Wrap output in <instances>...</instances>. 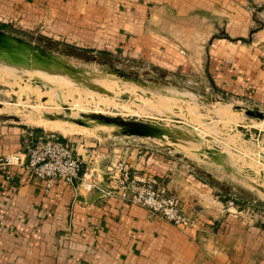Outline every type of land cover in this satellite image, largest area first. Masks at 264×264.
Here are the masks:
<instances>
[{
  "label": "crops",
  "instance_id": "0c3cea01",
  "mask_svg": "<svg viewBox=\"0 0 264 264\" xmlns=\"http://www.w3.org/2000/svg\"><path fill=\"white\" fill-rule=\"evenodd\" d=\"M0 23L64 47L196 72L211 95L264 114V0H0ZM38 131L0 119V156L22 151ZM64 138L80 170L125 159L131 175L155 176L195 224L179 228L75 180L46 187L15 165L9 179L0 171V264H264V216L234 211L164 152L120 137Z\"/></svg>",
  "mask_w": 264,
  "mask_h": 264
},
{
  "label": "rangeland",
  "instance_id": "374dc122",
  "mask_svg": "<svg viewBox=\"0 0 264 264\" xmlns=\"http://www.w3.org/2000/svg\"><path fill=\"white\" fill-rule=\"evenodd\" d=\"M0 29L50 51L78 69L76 74L79 76L74 79L72 74L54 68L49 71L34 69L32 64L24 67L0 56V119L54 131H58L57 123L73 124L78 131L62 133L64 137L72 134L90 138L120 137L137 148L147 145L153 152H164L175 162L176 168L205 182L227 206L231 200L237 210L248 215H259V210L264 209V189L255 185L264 188V120L233 108L235 101L228 102L211 95L196 72H166L134 59L124 60L118 54L64 47L59 41L41 37L39 32L15 25H0ZM115 67L129 79L117 75L113 71ZM132 79L152 89L142 87ZM87 82H94L98 87H91ZM92 114L153 119L182 129L186 136L172 141L168 137L121 134L116 125L100 123L91 117ZM73 118H80L83 123L75 122ZM172 118L181 122L174 124ZM239 124L256 128L263 134L256 137L249 131V136L244 138L237 128ZM212 146L224 152L226 163L233 169L223 167L204 151L199 153L204 147ZM245 167L253 171V177L243 173Z\"/></svg>",
  "mask_w": 264,
  "mask_h": 264
},
{
  "label": "built area",
  "instance_id": "2783aa9c",
  "mask_svg": "<svg viewBox=\"0 0 264 264\" xmlns=\"http://www.w3.org/2000/svg\"><path fill=\"white\" fill-rule=\"evenodd\" d=\"M80 162L81 157L74 144L64 138L62 133L41 129L29 138L22 151L0 156V171L5 179H9L12 166H22L33 177L42 179L46 187L57 178L68 183L75 180L76 188L80 187L86 192L99 190L101 195L114 196L143 206L149 213L179 228L195 224V218L183 210L178 198L155 176L131 175L127 162L119 159L100 168L89 166L82 170ZM104 173L106 177L102 181ZM227 203L234 211H239L231 200Z\"/></svg>",
  "mask_w": 264,
  "mask_h": 264
},
{
  "label": "water",
  "instance_id": "95a60500",
  "mask_svg": "<svg viewBox=\"0 0 264 264\" xmlns=\"http://www.w3.org/2000/svg\"><path fill=\"white\" fill-rule=\"evenodd\" d=\"M0 56L6 59V61L8 62L18 64L24 67H28V65L32 64V67L34 69H45L47 71L51 70V68L60 69L62 71L72 74V77H74V79H79L78 74H76V71H78V69L68 65L60 58H58L55 54H52L50 51H46L42 47L32 42H29L9 32H5L1 29ZM113 71L120 77H123L124 79H129L126 73L117 70L116 67L113 68ZM132 81L138 83V85H142V87L152 89L150 88V86L144 85L143 83H139L133 79ZM87 84L94 88L98 87L94 82H87ZM232 107L235 109H240V106L238 104H234L232 105ZM65 108L67 109L66 106ZM244 113L246 115L256 116L264 120V114L262 112H257L251 109H245ZM91 117L96 118L98 121H100V123H109L116 125L120 129L121 134L155 138L168 137L172 141H176L178 138L186 136V133H184L182 129L172 126L169 127L153 119H143L134 117H128L127 119H124L120 116H104L102 114H92ZM73 120L78 123H83L80 118H73ZM172 120L174 124L177 125L181 122V120L177 118H172ZM237 128L243 132L244 138H247L249 136V131H252L254 136L256 137H259L263 134L261 131L258 132V130L255 128H247L242 124L237 125ZM262 130H264V126L262 127ZM201 151H204V153H206L208 157L221 164L223 167L227 169H233L230 165L226 163L224 152L218 150V148L214 146L204 147L203 149L199 150V153H202ZM262 156L264 157V152L262 153ZM261 170L262 169H259V174L260 176H263V172ZM243 173H248L252 177L254 174L253 171L248 167L244 168ZM102 177V181H105V173ZM255 185L259 189H264L260 184ZM97 193H100V191L97 190Z\"/></svg>",
  "mask_w": 264,
  "mask_h": 264
},
{
  "label": "bare ground",
  "instance_id": "6f19581e",
  "mask_svg": "<svg viewBox=\"0 0 264 264\" xmlns=\"http://www.w3.org/2000/svg\"><path fill=\"white\" fill-rule=\"evenodd\" d=\"M176 103V102H175ZM175 107H178V106H176L175 105ZM188 119V118H187ZM44 121V120H43ZM57 123V122H56ZM55 125V124H54ZM73 124H67V123H57L56 124V129L59 131V132H61V133H63V134H66V133H70V132H72V131H74V129H78V128H76L75 126H72ZM75 125V124H74ZM77 127H79V126H77ZM80 129H81V126H80ZM82 129H84V128H82ZM78 131V130H77ZM86 133V132H85Z\"/></svg>",
  "mask_w": 264,
  "mask_h": 264
},
{
  "label": "trees",
  "instance_id": "16d2710c",
  "mask_svg": "<svg viewBox=\"0 0 264 264\" xmlns=\"http://www.w3.org/2000/svg\"><path fill=\"white\" fill-rule=\"evenodd\" d=\"M0 25H4V23H0ZM259 211H260L259 214L262 215V216H264V209H260Z\"/></svg>",
  "mask_w": 264,
  "mask_h": 264
}]
</instances>
